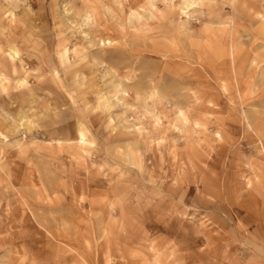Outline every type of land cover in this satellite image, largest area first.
Returning <instances> with one entry per match:
<instances>
[{
    "label": "rangeland",
    "instance_id": "obj_1",
    "mask_svg": "<svg viewBox=\"0 0 264 264\" xmlns=\"http://www.w3.org/2000/svg\"><path fill=\"white\" fill-rule=\"evenodd\" d=\"M263 229L264 0H0V264H231Z\"/></svg>",
    "mask_w": 264,
    "mask_h": 264
},
{
    "label": "crops",
    "instance_id": "obj_2",
    "mask_svg": "<svg viewBox=\"0 0 264 264\" xmlns=\"http://www.w3.org/2000/svg\"><path fill=\"white\" fill-rule=\"evenodd\" d=\"M253 245L255 253L249 255L245 260L236 259L237 261L231 264H264V229L262 235H258Z\"/></svg>",
    "mask_w": 264,
    "mask_h": 264
},
{
    "label": "bare ground",
    "instance_id": "obj_3",
    "mask_svg": "<svg viewBox=\"0 0 264 264\" xmlns=\"http://www.w3.org/2000/svg\"><path fill=\"white\" fill-rule=\"evenodd\" d=\"M16 52V51H15ZM18 54V53H17ZM11 57V56H10ZM15 60V59H14ZM83 137V136H82Z\"/></svg>",
    "mask_w": 264,
    "mask_h": 264
}]
</instances>
